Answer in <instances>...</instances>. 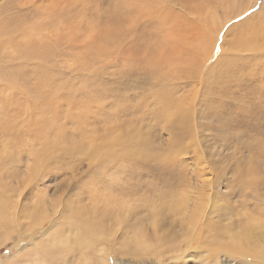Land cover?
<instances>
[{
  "label": "rangeland",
  "instance_id": "rangeland-1",
  "mask_svg": "<svg viewBox=\"0 0 264 264\" xmlns=\"http://www.w3.org/2000/svg\"><path fill=\"white\" fill-rule=\"evenodd\" d=\"M26 45L24 57L19 48ZM262 51L264 0H0V181L14 186L5 192L0 182V212L8 220L0 226V264L32 262L40 233L58 215V203L65 199L91 208V202L102 201L104 187L123 198L128 211L145 212L144 202L159 199L160 192L174 195L179 177L200 173L218 185L219 217L230 210L237 219L240 204L230 190L237 175L255 173L258 190L264 187ZM163 104L170 106L177 126ZM177 109L182 113L174 114ZM116 130L126 135L142 130L154 150L149 145L152 149L107 157L100 164L94 155L95 146L103 145L98 136ZM189 186H181L184 194ZM120 188L127 193H118ZM38 221L45 222L39 226ZM58 229L42 236V241L52 238L55 257L65 245ZM67 240L76 247L73 234ZM71 252L66 255L80 261L91 255L84 248ZM221 255V264H236ZM113 262L139 264L119 255Z\"/></svg>",
  "mask_w": 264,
  "mask_h": 264
},
{
  "label": "bare ground",
  "instance_id": "bare-ground-1",
  "mask_svg": "<svg viewBox=\"0 0 264 264\" xmlns=\"http://www.w3.org/2000/svg\"><path fill=\"white\" fill-rule=\"evenodd\" d=\"M177 16H179V15H177ZM208 19H206V21ZM157 20H158V18H157ZM208 21H211V20H208ZM194 24H196V23H194ZM211 25H213V24H211ZM215 25H217V24L215 23L214 26ZM196 27H197V25H196ZM208 28H209V26H208ZM212 32L215 33L214 30H212ZM157 38L159 39V37H157ZM237 39H239V38H237ZM208 41H210V40H208ZM153 43H151V44H153ZM210 43H212V42L210 41ZM241 43H243V42H241ZM241 43H240V47H242ZM258 43H259V41H258ZM215 44H217V43H214L213 46ZM246 44L249 45V43H246ZM207 45L209 46L208 42H207ZM147 46H149V45L147 44ZM246 46H244V47H246ZM42 48H43V46L40 47V50H44ZM29 49L30 48H28L27 45L25 47L19 48V50H22V56H24V57H26L24 55V53L28 52ZM234 49L237 50V47H235ZM241 49H243V47ZM218 52H219V50H218ZM159 53H161V52H159ZM257 53H258V51H257ZM261 53L264 56L263 51ZM147 54H148V52H147ZM146 55H145V58H146ZM157 56H158V54H157ZM171 56H169V57H171ZM173 56H176V55H173ZM45 57H46V53H43L40 56H38V58L40 60L45 59ZM153 57H154V55H153ZM175 58H177V57H175ZM158 60H160V58H158ZM208 61H210V60H208ZM156 62L158 63L159 61L156 60ZM151 63H152V61L150 62V64ZM231 64H232V62H231ZM233 65H234V63H233ZM234 67H236V66H234ZM262 74H263V72H262ZM8 77H10V76H8ZM259 78H261V77H259ZM155 79H156V77H155ZM235 79H236V77H235ZM262 79L264 80L263 77H262ZM229 81H231V80H229ZM15 82L16 81H13V83H11V84H14ZM39 84L37 85V87H39ZM240 88H241V86H240ZM245 88H247V86ZM173 89H172V92H173ZM157 90H158L157 92L159 93V89H157ZM230 92L231 91H229V93ZM23 93L27 94V91H24ZM159 95H161V94H159ZM161 97H163V94ZM169 97H170V95H169ZM159 99H160V97H159ZM169 99L166 98L167 102H170ZM171 99L173 100V98H171ZM155 100H156V98H155ZM157 101H159V100H157ZM253 102H255V101H253ZM253 105H256V104H253ZM163 106H164V104H163ZM174 106H177V105H174ZM167 107H170V106L167 105L165 108H167ZM175 109H176V107H175ZM165 110H168V112H170L169 118L172 120V123L173 124L176 123V119L174 120L171 117V114H172L170 111L171 109L167 108ZM175 111L182 113V111L177 109V110H173L174 114H175ZM257 112H259V111H257ZM3 118H5V117L3 116L1 119H3ZM183 118H187V116L183 117ZM163 119H165V118H163ZM183 120H181V118H180V121L183 122ZM184 121H186V120H184ZM176 126H177V123H176ZM135 128L136 127L134 125L133 129H135ZM174 128H177V127H174ZM136 130L134 132H136ZM130 131L131 130L129 129V132ZM119 132H118V130H116V133L115 132L113 133V131H112V133L105 132L102 135L99 134L100 136H98V137H100L103 145L102 146L101 145L95 146V150H94V152H96L94 155H96L98 162H100V160H102V159L103 160L106 159L107 157L109 158V157L124 156V155H125V157H127L126 154L132 153V151H138V150L141 151V150H144L147 148L152 149V147H153L152 150H154L155 146L151 145L150 138H147L145 136V134L142 133L143 132L142 130L139 132L137 131L138 133L135 135H129V134L126 135L123 133L120 134ZM168 134H171V132L169 133V130H168ZM184 134L186 135V133H184ZM173 135H175V134H173ZM170 138H171V135H170ZM173 138H175L174 139L175 141L179 140L178 136L177 137L173 136ZM90 139H92V138H90ZM81 140H83V139H81ZM92 140L96 141L97 139L95 137H93ZM92 140H91V144H92ZM50 141H53V140H50ZM47 142L45 144H47ZM71 142H72V144L74 143V141H70V143ZM42 143L43 142H41V144ZM75 143H76V141H75ZM93 144H94V142H93ZM49 145L50 144H48V147L52 146V145H50V146ZM65 145L67 146L66 143H65ZM82 145L81 146L79 145V146L82 147ZM149 145H151L152 147L151 148L148 147ZM55 146H56V144L54 145V147ZM79 146H78V148H79ZM93 147L94 146H92V148ZM55 148H57V147H55ZM76 148H77V146H76ZM174 148L177 149L174 146L173 150H174ZM17 150H18V148H17ZM49 150L51 151V149H49ZM56 150L54 149V153L56 152ZM89 150H91V149H89ZM160 150H162V149H160ZM169 150H172V149H168V151ZM22 151H24V149ZM72 151H74V150L72 149ZM146 151H149V150H146ZM14 152L15 151H12L13 154H17ZM170 152L172 153V151H169V153ZM54 153L52 155H54ZM85 153H83V154H85ZM89 153H91V152H89ZM152 153H155V152H152ZM175 153H176V151H175ZM13 154H12V156H13ZM91 154L93 155V153H91ZM159 154H161V153H159ZM85 155H87V154H85ZM132 155H133V153H132ZM164 155H165V153H164ZM35 156H34V158H35ZM128 156L130 157V155H128ZM160 156H162V155H160ZM13 157H16V155ZM13 157L11 159L12 162H13ZM86 157H84V158H86ZM122 158H124V157H122ZM154 158H155V156H154ZM40 159H42V158H40ZM110 159H112V158H110ZM128 160H129V158H128ZM38 161H39V159H38ZM87 161H89V160H87ZM91 161H93V159ZM91 161H89V162H91ZM15 162H16V160H15ZM17 162H19V161H17ZM94 162H96V161H94ZM101 162H100V164H101ZM20 163H21V161H20ZM200 163H201V161H200ZM196 164H197V161H196ZM192 167H194V165H192ZM102 168H104V167H102ZM198 169H199V167H198ZM12 170H10L11 173L13 172L11 175H16V174H14V172L16 170L15 171H12ZM104 170H106V169L104 168ZM7 172L9 173V171H7ZM202 173H204V172H202ZM2 174H3V172H2ZM208 174H206V175L208 176ZM253 174H255V173L248 174V176H245L244 173L238 174L237 177L234 179L235 185H233L230 188L232 193H234L235 196L238 197V201L240 204V209L238 211L239 214L237 215V217H238L237 219L233 218V216L235 214L234 215L233 214L228 215L229 213H231L230 210L224 211L225 214H222L223 215L222 218L219 217L220 212H219V209L215 206L216 200H214V197H216L217 192H218V190H216L218 185H215L216 182L214 183L213 180H210L209 176L206 178L204 174H200V173H196L194 176L191 177V179L187 178V177H179V179L175 181V183H177L183 187L186 185H190L189 187H187V191H186L187 193L186 194H184L185 190H183V187L181 188V186H179L180 188H177L174 191L173 196H172V194L165 195L164 191L160 192L159 193V195H160L159 199H155V200L149 199V200H147L148 203L144 202V204H147V208H146L145 212H142L141 210L140 211L136 210L134 213H133V211H128L129 208H126L125 205L127 203L123 200V198H120L118 196H113L114 195L113 193H112L113 195L110 194L111 191L107 192L108 190L106 189V187H104V188L101 187L103 189V190H101V192L105 193V195L101 194L103 197V198L101 197L102 201H97V203H94V201L91 202V203L95 204V205L92 204L91 208L86 207V206H82L81 203H77V202H73V201L71 202V200H65L64 199L65 197L63 198L64 200L62 199V197H61V199H60V197H58L57 199H60L58 201L63 200L62 203L61 202L58 203V204H60L59 208H55V212L58 213V215H56V216L54 215L55 219L52 220V223H51L52 225L50 226V229H48V228L43 229L42 228L43 230L40 233L41 234L40 235V241L35 244L36 252H35V254L31 255V257H30L31 259H33V261L29 262L27 264H82L84 262H86L84 264H114V262H113L114 257L118 256V255L119 256H130V257L134 258L136 260V262L139 264H142V263H145L148 261L151 264H168L167 263L168 261H171L172 264H189V263H193L194 260L196 261V263H194V264H221V260H222L221 254H226V255L228 254L230 257H232L231 258L232 261H236V264H264V187L262 186L263 187L262 190H258L259 183H258V181L255 180V176H253ZM258 174H260V171ZM17 176H19L18 173H17ZM262 177H263V175H262ZM15 178H17V177H15ZM2 181H4V179ZM5 181H7V180H5ZM9 183H11V182H9ZM9 183L3 182V184H2V182H1V185H3L2 188L5 192L14 191L13 184L11 185ZM97 184L94 183V186L96 188L94 192L99 191L100 186H98ZM232 184H233V182H232ZM115 186L116 185L111 184L109 187L112 189V188H115ZM236 188L238 190L237 193L234 192ZM127 191L128 190H126V191L122 190L118 193L126 194ZM193 194L197 195V196L191 198V195H193ZM91 195L93 198H96L95 193L91 194ZM124 197H125V195H124ZM188 197H190V198H188ZM206 197H208V198L206 199ZM167 199H169L170 201H168ZM54 200L56 201V198ZM165 200H167V201H165ZM55 201H53V202H55ZM58 201H56V202H58ZM145 201H146V199H145ZM99 202L103 203V204H101L102 206L98 205ZM98 206H100V207H98ZM41 207H42V205L39 207L36 206L34 208V212L40 211ZM225 208L229 209L230 207L227 205V207H225ZM85 210L90 212V215H88V212H86ZM225 220H226V222H224ZM7 222H8V220L6 218H4L0 212V226H4ZM44 222L38 221L36 224L41 226V225H43ZM49 225H50V223H49ZM57 226L64 231L62 238H60V236H58V238H60L63 242H65L66 249H65V251L62 250L65 247V245L63 243L64 247L63 246H62L63 248L61 247L62 248L61 253H60L61 255L58 257H55L56 255L53 256V254H50V253H52V251H55L52 247V243H54L51 240L52 238L51 239L48 238V239L42 241L43 240L42 236L46 235L49 231H51L54 227H57ZM60 229H58V231ZM58 231H56V232L58 233ZM19 233H20V231H19ZM66 233H67V235H66ZM51 234L52 233H50V235ZM69 234H73L74 243H77L76 247H74V248L71 246H67L70 243L67 240ZM55 236H57V235H55ZM55 239H56V241L59 240L57 238H55ZM87 242H92V243L86 244ZM53 246H55V245L53 244ZM83 248L89 250L91 255H90V257H87V256L83 257L82 261H80L79 257L75 256V258L74 257L71 258L70 256L66 255V253L69 255V253L73 250H76V249L82 250ZM83 255H84V253H83ZM66 256L71 258L72 260H70ZM227 258H229V257L227 256ZM115 260H116V258H115Z\"/></svg>",
  "mask_w": 264,
  "mask_h": 264
}]
</instances>
